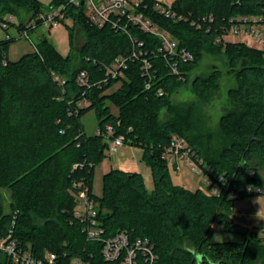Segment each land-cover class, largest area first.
Returning <instances> with one entry per match:
<instances>
[{"label": "trees", "instance_id": "trees-1", "mask_svg": "<svg viewBox=\"0 0 264 264\" xmlns=\"http://www.w3.org/2000/svg\"><path fill=\"white\" fill-rule=\"evenodd\" d=\"M65 2L54 0L52 4L59 7ZM173 7L194 18L213 15L215 22L208 32L205 27L198 30L189 22L174 23L150 12L161 29L195 60L181 67L184 80H179L161 57L150 54L157 77L149 90L139 61L130 62L124 78L108 83L103 82L102 68L119 56H128L136 45L134 40L144 42L151 53L159 48V39L136 27L127 32L108 26L98 29L87 22L82 9L66 10L68 20L74 23L68 26L71 45L76 27L85 32L77 63L72 54L62 56L45 36L36 44L37 50L17 62L7 57L14 40L0 41V239L11 234L38 255L47 251L57 254L60 264H71L77 258L90 264H109L103 259L101 244L87 241L83 224L74 216L77 194L88 188L106 234L124 231L132 240L148 238L160 264H264V238L258 233L248 230L240 243L211 240L214 223L230 230L238 226L233 217L236 200L175 185L169 164L161 158L172 137L179 135L218 174L240 184L264 187L260 172L264 167V52L240 42L216 43L219 29L230 19L264 16V0H175ZM43 9V0H0V17L16 16L19 27ZM205 51L225 55L235 79V87L228 91L234 110L220 122L227 145L218 154L204 153L187 134V117L166 122L160 118L161 110L171 106V93L187 82ZM82 71L90 74V89L77 84ZM54 75L65 84L55 81ZM221 76V71L214 70L206 78L197 77L192 89L207 99L219 88ZM118 82L121 86L106 94ZM81 99L90 105L72 113ZM109 103L117 108V114ZM90 110L96 111L101 135L85 132L82 119ZM171 111L178 114L177 109ZM108 125L115 130L111 138L123 135L127 144L144 150L152 190L142 174L112 170L104 176L103 197H94V169L108 149ZM4 189L11 192L9 211L4 208ZM0 264L14 263L0 257Z\"/></svg>", "mask_w": 264, "mask_h": 264}, {"label": "built area", "instance_id": "built-area-1", "mask_svg": "<svg viewBox=\"0 0 264 264\" xmlns=\"http://www.w3.org/2000/svg\"><path fill=\"white\" fill-rule=\"evenodd\" d=\"M54 0H43L45 9L37 13L23 27H19L20 20L16 16L6 14L0 17V29L8 32L11 28H16L22 38H31V35L37 34L40 29L54 30L64 21L68 20L66 16L67 8L82 9L87 18V22L98 29L111 27L116 31H126L130 27H136L139 30L157 37L160 46L157 51L149 53L145 50L144 42L134 40L136 45L128 56H119L109 64L103 66L105 77L104 83L125 77L131 61H139L141 64V75L145 79L146 90L151 89L152 82L157 77V69L151 58L161 57L170 69V73L184 80L181 67L195 60L194 55L185 48L180 47L170 33L153 20L151 13L163 16L174 23L189 22L191 26L198 30L206 28L210 32L215 22L213 15H206L194 18L192 14H181L177 12L172 0L171 3L161 2L159 0H66L59 7L54 6ZM15 18V19H14ZM15 20V21H14ZM17 20V21H16ZM207 25V26H205ZM264 28V16L238 17L229 20V23L221 27L220 35L216 38V43H237L229 38L244 34L251 35L264 46V35L257 27ZM43 36V35H42ZM15 38L9 36L0 41H10ZM35 50L37 47L35 45ZM7 61H4V65ZM54 80L64 85L65 82L54 75ZM77 84L80 87L90 89V74L82 71L77 75ZM164 93L160 90L159 95ZM90 103L86 99L75 102L73 111L79 113L80 109L86 108ZM114 127H106V138L108 140V149L110 153H115L118 149L127 144L125 136L120 135L111 138L114 135ZM101 135V131L96 132ZM162 159L167 161L175 171L181 170V164L188 165L198 176L202 177V183L206 184V190L216 196L225 195L232 200H237L241 196L264 194L261 187L253 183L240 184L233 178L218 174L216 170L207 165L193 151L188 141L179 135H174L168 146L162 151ZM254 176V171L249 172ZM74 216L83 224V232L89 242L101 244V252L105 262L109 264H160L154 247L148 238H138L132 240L128 233L119 231L114 235H107L106 229L98 219V207L93 198L89 196V189L85 188L77 194V206L74 210ZM0 257H6L14 264H60L59 256L53 252H45L41 255L36 254L29 246H24L22 242L9 234L6 238L0 239ZM71 264H90L83 259L77 258Z\"/></svg>", "mask_w": 264, "mask_h": 264}, {"label": "rangeland", "instance_id": "rangeland-1", "mask_svg": "<svg viewBox=\"0 0 264 264\" xmlns=\"http://www.w3.org/2000/svg\"><path fill=\"white\" fill-rule=\"evenodd\" d=\"M165 3H171L172 0H159ZM24 21L28 20L26 14L22 15ZM15 19V18H14ZM15 21V20H14ZM17 21V20H16ZM71 20H66L54 30L40 29L37 34L31 35V38H21L16 28H11L8 32L0 29V39L9 36L15 38L8 49V59L11 62L19 61L24 55L35 51V45L40 38L45 36L59 51L66 57L73 55L74 62H78V53L85 43V32L81 27H76L74 44L71 45L69 27H73ZM264 35V28L257 27ZM246 44L248 47L255 48L264 52V46L251 35L240 34L229 38ZM214 70L222 73L220 86L215 93L207 98H200L192 89V82L195 78H206L212 74ZM121 86V82L110 87L106 94H111ZM235 87V79L231 73L228 58L223 54H215L205 51L202 61L198 67L190 73L189 79L179 88L175 89L170 95V107L163 108L160 118L163 122L175 121L187 117V134L194 137L199 148L204 153H221L227 145L221 132V118L234 110L233 105L228 99V91ZM113 113L117 114L118 110L109 103ZM172 108L177 109L178 114H172ZM85 132L88 135H95L98 131V120L96 111L90 110L82 119ZM256 164V163H255ZM181 170L175 171L170 166V176L175 185L184 187L191 191L197 189L206 190V184L202 183V177L196 175L186 164H181ZM112 170H122L126 172L140 173L145 177L146 186L149 190L154 187L151 168L144 160V150L141 147L125 144L121 146L117 152L110 153L109 149L105 150L104 158L95 166L92 194L96 198L103 197L104 192V176ZM261 176L264 179V167H261ZM264 192V187L261 188ZM5 209L9 211V203L12 201L11 192L4 189ZM234 223L238 225L234 230L226 228L224 224L214 223L212 242L224 243L234 242L240 243L245 239L248 232L258 233L264 238V194L246 195L237 199L233 206Z\"/></svg>", "mask_w": 264, "mask_h": 264}, {"label": "water", "instance_id": "water-1", "mask_svg": "<svg viewBox=\"0 0 264 264\" xmlns=\"http://www.w3.org/2000/svg\"><path fill=\"white\" fill-rule=\"evenodd\" d=\"M247 64V62L246 61H244V63H243V66H245ZM253 181H254V179H253Z\"/></svg>", "mask_w": 264, "mask_h": 264}]
</instances>
